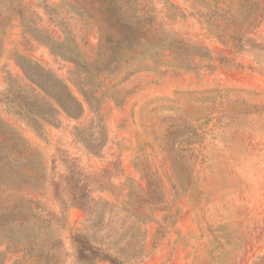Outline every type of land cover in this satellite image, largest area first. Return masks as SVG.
<instances>
[{
  "label": "rangeland",
  "instance_id": "rangeland-1",
  "mask_svg": "<svg viewBox=\"0 0 264 264\" xmlns=\"http://www.w3.org/2000/svg\"><path fill=\"white\" fill-rule=\"evenodd\" d=\"M1 1L0 264H264V0ZM28 60L82 105L41 135Z\"/></svg>",
  "mask_w": 264,
  "mask_h": 264
},
{
  "label": "trees",
  "instance_id": "trees-1",
  "mask_svg": "<svg viewBox=\"0 0 264 264\" xmlns=\"http://www.w3.org/2000/svg\"><path fill=\"white\" fill-rule=\"evenodd\" d=\"M1 1V0H0ZM2 2V1H1ZM0 2V6L2 3ZM197 15L202 17L215 18L222 17L223 15L210 9H199ZM240 33L235 32L231 36L233 40L239 37ZM244 35H240V38ZM26 78L36 86L38 92H34L36 102L43 101L45 105L49 107L48 113H33L28 109V104L21 99H9L8 102L13 106L15 112L27 120L30 127L41 135L44 132V126L51 122L53 114L57 115L58 111L67 114L68 116H79L82 111L81 102L73 95L69 87L64 84L59 78L55 77L49 70L45 69L39 63L28 60L27 65L20 64ZM93 79L92 83H95ZM41 94H43L41 96ZM86 94V92H85ZM76 193L73 195L77 200H81L87 196V191L80 188V196L78 195L79 189H74ZM82 208H86V204L76 201ZM72 243L75 247V259L76 264H95L97 262H110L111 264H123L118 257L110 254L106 250L92 245V243L83 235L76 233L72 237ZM31 244V243H29Z\"/></svg>",
  "mask_w": 264,
  "mask_h": 264
}]
</instances>
